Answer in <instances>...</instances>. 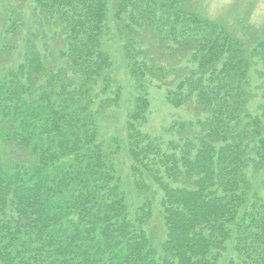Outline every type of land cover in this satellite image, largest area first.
<instances>
[{
  "label": "trees",
  "instance_id": "1",
  "mask_svg": "<svg viewBox=\"0 0 264 264\" xmlns=\"http://www.w3.org/2000/svg\"><path fill=\"white\" fill-rule=\"evenodd\" d=\"M32 4L45 26L59 29L61 66L49 67L29 35L22 60L1 70L0 141L20 157L0 163V264H218L229 250L228 264H264V197L254 182L261 176L264 191V125L246 110L249 65L239 42L180 0H115L112 24L137 86L147 76L167 85L170 74L143 53L137 61L135 45L148 34L161 51L193 65L167 101L205 115L197 132L181 124V133H191L163 144L139 130L146 95L128 114L132 182L143 190L146 178L163 194L166 237L157 261L143 230L151 205L128 217L93 110L90 83L111 85L102 48L107 2ZM8 22L12 35L26 24ZM8 52L0 45V55Z\"/></svg>",
  "mask_w": 264,
  "mask_h": 264
},
{
  "label": "rangeland",
  "instance_id": "2",
  "mask_svg": "<svg viewBox=\"0 0 264 264\" xmlns=\"http://www.w3.org/2000/svg\"><path fill=\"white\" fill-rule=\"evenodd\" d=\"M180 1L188 10L200 18L217 24L222 32L239 42L249 65L250 83L247 90L246 110L251 115L259 117L264 125V51L259 48L264 44V27H255L248 22L249 17L257 9L258 0H231L230 6L214 20L209 19L200 8L202 0ZM106 2L109 28L108 34L102 40V48L111 60L110 69L106 72L111 79V85L103 90L100 79H95L90 83L94 96L93 110L97 113L96 119L101 141L114 164L115 174L117 173L121 183L128 217L134 221L137 208L143 204L151 205V216L143 225V230L150 241L155 259L160 261L162 258L161 243L166 237L160 205L163 194L146 178L143 180L147 188L143 190H139L132 182L130 171L132 162L126 145L128 114L134 108L135 98L146 95L149 107L145 115V123H141L139 130L151 138L160 140L163 144L171 141L177 142L181 138L184 139L187 133H191L190 131L181 133L179 131L181 124H185L187 128L191 125L189 130L197 132L198 122H204L205 115H199L191 105L175 107L167 101V92L188 74L193 65L188 64L186 58L171 57L165 49H162L163 53L148 34L142 36L143 43L135 45L133 53L137 61L142 60L139 53H143L148 56L149 59L146 61L150 66L170 69V74L166 79L167 85L147 76L144 79V86L143 84L137 86L129 73L122 35L114 29L112 24L115 0H106ZM10 16L14 17V21L26 22L15 35L5 33L12 23L8 22ZM47 26L43 23L41 16L39 19V15L34 14L32 0H0V45L9 46L10 51L5 55H0V74L3 73L1 70L15 68L22 60L26 53L25 44L30 38L29 35L35 37L31 42L47 55L49 67L61 66L57 56L63 47L62 37L55 25ZM116 95L119 97L116 98ZM11 154H14L15 158L20 157L17 153H10L0 141V163L7 165L14 161ZM260 179L261 176L254 182L264 197V191L259 188L261 185L258 184ZM233 257L232 251L229 250L218 264H228Z\"/></svg>",
  "mask_w": 264,
  "mask_h": 264
},
{
  "label": "clouds",
  "instance_id": "3",
  "mask_svg": "<svg viewBox=\"0 0 264 264\" xmlns=\"http://www.w3.org/2000/svg\"><path fill=\"white\" fill-rule=\"evenodd\" d=\"M231 0H202L200 8L209 19L218 18L223 10L229 7ZM248 22L255 27H264V0H258L257 9Z\"/></svg>",
  "mask_w": 264,
  "mask_h": 264
}]
</instances>
